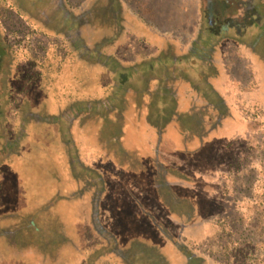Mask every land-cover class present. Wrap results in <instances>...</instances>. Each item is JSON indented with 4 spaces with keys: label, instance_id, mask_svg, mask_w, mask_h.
Listing matches in <instances>:
<instances>
[{
    "label": "trees",
    "instance_id": "16d2710c",
    "mask_svg": "<svg viewBox=\"0 0 264 264\" xmlns=\"http://www.w3.org/2000/svg\"><path fill=\"white\" fill-rule=\"evenodd\" d=\"M0 1L7 3L32 31L60 38L65 48L58 65L49 60L46 52L39 59L29 52L32 61L45 60L37 66V72L34 65H26L28 78L33 75L40 81L47 80L39 89L42 96L39 95L38 102H33L30 101L33 93L29 90H25L22 97L11 93L12 77L8 74L11 68L17 67L8 61L11 57L1 41L0 31V48L3 57L7 58L4 67L6 92L2 88L0 94V124L3 125L6 114L3 110L8 112L12 107L15 117L20 119V127L15 128L16 135H5L0 145V250L5 251L6 256L0 258L6 260L8 257L17 262L13 264H24L23 250L27 252L29 248L28 243L19 238L27 239L33 232L41 233L35 222L42 216V210L47 211L49 207L47 204L43 208L41 204L40 208L24 205V200L45 194L49 181L60 187L57 190L51 187L48 194L51 195L52 190L55 192L51 198L79 204L78 212L68 220L63 213L59 214V229L53 232V248L48 247L43 254L52 264L55 255L58 264H93V257L98 252L105 254L111 264H230L216 262L200 248L207 245V250L211 251L214 241L225 233L219 222L226 216V193L220 195L217 191V178L232 170L228 168L232 162L228 157L238 139H246L247 134L264 129L259 121L263 109L257 104H239L235 91L239 87L230 84L218 49L229 42L238 50H247L255 78L262 75L263 87L262 1L249 0L251 7L245 8L248 18L242 21L222 25L216 21H203L187 46H181L176 38L153 29L147 20L131 11L125 0H87L84 6L77 8L69 0ZM126 27H132L143 42L154 45L155 50L141 61H125L118 54ZM65 70L69 72L68 91L55 93L46 87L55 83L59 71ZM75 86L86 95L72 93ZM94 88L101 94H95L94 98L91 95L93 103L88 105L85 100L90 98L88 89L94 92ZM103 97L104 102L101 101ZM20 107L24 110L23 115ZM94 118L100 121H97L101 123L99 127L95 121L91 123ZM229 124H236L237 132L225 140L228 152L223 162L213 169L209 186H204L199 179L206 168L202 165L209 151L207 141L225 132ZM93 129H96L95 133ZM54 135L56 138L50 144L56 145L52 150L40 146L44 136L52 140ZM87 141L103 150L111 161V169L101 171L83 166ZM57 152L63 153L64 166ZM30 153L33 155L26 160ZM37 154L48 161L37 159ZM165 155L173 156L178 163L163 159ZM197 168L199 182L193 176ZM117 172L126 175V183L127 174L129 179L135 177L142 196L149 198L150 194L166 209L167 213L161 212L162 219L167 226H177L176 236L165 231L156 217L142 210L136 217L145 222L147 231L135 233L124 229L123 234L113 231L112 235L106 228L96 225L93 201L105 193L106 175L114 176ZM82 174L95 179L96 187L90 196L82 189ZM23 182L29 186L30 194L25 195ZM197 183L204 191L214 194L211 209L205 213L198 203L201 197L197 194ZM70 184L74 187L65 191L64 187ZM127 193L130 197L134 194L132 191ZM36 199H33L34 203L38 201ZM135 201L138 203L139 199L135 198ZM257 204L264 208V199ZM259 222L256 227L262 235L254 246L258 249L255 257L260 260L256 264H264V222L262 225ZM87 228L93 230L98 243L107 244L89 250L83 240ZM180 233L185 240L180 239ZM198 234L202 237H197ZM44 243L42 239V245ZM253 261L250 259L245 263L252 264Z\"/></svg>",
    "mask_w": 264,
    "mask_h": 264
},
{
    "label": "rangeland",
    "instance_id": "374dc122",
    "mask_svg": "<svg viewBox=\"0 0 264 264\" xmlns=\"http://www.w3.org/2000/svg\"><path fill=\"white\" fill-rule=\"evenodd\" d=\"M69 1L76 8L84 6L87 2V0ZM125 1L131 11L136 15L141 16L144 20H147V24L149 23L153 29L176 38L179 40L181 46H187L189 44L191 35L193 38L195 37L196 32H198V30L202 27L203 21L204 23L207 21H216L218 25H222L223 23L229 21H242L245 17L248 18V16H246L247 14L245 12V8L251 7V4L248 3L249 0ZM261 1L263 3L264 12V0ZM0 31L3 35L1 41L5 47L7 46L8 50L6 52L11 57V61L9 59L8 61L10 64L14 65V68L17 67L16 69L11 68L10 74H8L12 77V87L10 88L12 89L11 93L17 97L19 95L21 96L25 90H29L31 93H33V98H30V101L38 102V97L41 95L39 93V89L43 88L42 85L47 80L40 81L39 77H33V75L28 78L29 73L26 72V67L34 65V71L37 72V66L42 64L45 58H41L38 62L32 61L28 56L29 52H31L38 59L43 53L46 52L49 54V60L58 65V61H60V54L65 51L62 40L57 37H47L41 33L32 31L27 23L8 7L7 3L1 1ZM137 34L138 33L135 32L132 27H126L124 33L122 34V38H124V40L119 45L118 54L125 61H141L147 57L148 54H151L155 50L153 44L149 42H143V40ZM248 54L249 52L247 50H238L229 42L226 44L223 43L220 49H218L220 61L227 72L230 84L239 87L235 89L239 104L240 102L241 106L257 104L260 108L262 107L263 110H261L259 121L264 127V85L261 87L262 82L260 81V77L262 75H260L258 79L255 78L252 61L248 57ZM25 61L27 62L25 63ZM29 61H31L33 64H30ZM6 63L7 58L3 57L2 48H0L1 95L2 88L4 89V67L6 66ZM23 63L25 65H21ZM68 73L69 72L67 70L63 72L59 71L55 83L46 87H49L50 90L52 89V91L55 93L68 91ZM96 86L98 85H95L94 87ZM94 89V92L88 89L90 92L87 94L90 95V98L87 97L88 99H85L88 100V105L93 103L91 101H93L92 99L95 97V94H101L98 89ZM4 90L5 93L6 89ZM72 93H75L76 95L78 94L79 96H81L82 93L83 95H86V92L84 93V91H81V89L78 87L73 89ZM91 95H93V98H91ZM100 96L105 97V95ZM6 97V94H4L5 99ZM104 97L101 100L102 102H104L103 99L105 100ZM50 99L51 98L49 97V100ZM70 99H73V97ZM12 100L13 99H11V102ZM19 109L20 114L23 115V108L20 107ZM3 112L6 114H4L5 116L3 115V125L1 126L0 124V145L3 144V137L5 135H9L10 137L15 136V128L18 129L20 127L18 123L20 119L17 120L18 117H15L13 107L11 110H8V112H6V110H3ZM94 121L98 127L101 125V123H97V121L100 122L98 119H92L91 123ZM95 130L96 129H93V133L96 132ZM235 132H237L236 124L234 126L229 124L225 127V132H221L217 136L212 138L210 137L208 139L207 144L209 146V151L208 154H205V162L202 165L206 168L202 170L201 178L199 179L200 181H203L204 186H209L213 169L223 162L224 155L228 152L226 149L227 145L224 143L225 140L227 138L230 139L232 134ZM2 134L4 135L2 136ZM97 137L98 136L96 133L95 139ZM55 138L56 135L52 137V140L51 137L44 136L42 138V142L44 139V143L40 141L39 144L42 147L44 146V149L47 148V150H52L56 144H50V142H52ZM91 143L92 142L89 141L86 142V153L82 156L83 166L88 168L95 167L101 171H104L107 168L111 169V161L105 157L103 150L99 149L97 146H91ZM58 153L59 152H57V154ZM236 153H238V155H235ZM57 154L55 157H58ZM31 155L33 154H27L26 160H28ZM59 157L60 163H62L64 166L65 157L63 153H59ZM36 158L40 159L41 161H48L42 158V155L39 154L36 155ZM167 158L171 162L178 163V161L173 159V156L171 155H168V157L165 155L163 157V159ZM228 158L230 160L232 159V162L228 167H231L232 170L230 172L222 173V175H218V186L216 187L220 195H224V193H226L224 196L226 203L224 212L226 213V216L224 217L225 219H222V221L219 222L220 228L225 233L220 235V238L216 239L214 244L212 243L213 246L211 247V251L207 250V245L202 246L200 249L202 250L201 252L203 254H206V256H209L219 263L229 262L230 264H246L249 263L250 259H252L254 260L252 264H256L258 263L257 261L260 260L257 259L258 257H255L258 249H255L254 246L260 242L262 235L260 229H258L256 225L259 221H261V225L264 222V208H261L257 204L264 199V129L258 132H252L250 135L247 134L246 139L243 137H241V139L239 138L238 143L234 144L232 153ZM208 165L210 166L207 167ZM199 168L196 169V174L193 175L197 182H199L198 178L200 176V174L197 172ZM128 175L129 174H127V183L125 182L126 175L121 174L120 172L115 173L114 176L108 174L106 175L107 186L105 187V193L101 194L98 191L101 195L93 201L95 204L92 205L94 208L93 211H96V220H98L96 225L98 227L106 228L108 233L112 235L114 232L122 233L124 229L125 231L131 229L135 233H138L140 231L146 230L145 222L143 223L140 218L136 217V213L142 210L149 213L150 216L156 217L157 221H160L159 223L162 224L165 231L174 233V236H176V233H178L177 226H167L162 219V215L167 213L166 209L158 204L150 194H148L149 198L142 196L143 194H141L139 185L136 183V178L133 177V179H129ZM81 177L82 189L87 190L86 192L89 196L92 195L94 188L96 187L94 182L95 179L88 174H82ZM125 183L126 185H124ZM48 184L50 185L48 186L45 194H41L40 197L35 195L36 197H39L37 199L27 197L24 200V205H35L38 208H40V204L42 208L45 206V204L49 205L47 211L42 210V216H40V218L35 222V226L41 230V233L36 235V233L33 232V234H31L27 239H25V237L19 238V241H26V243H28L26 246L29 248L27 252L26 250H23L25 251L23 257L25 261L24 264H52L43 256V254H46L48 247L49 249L53 248V232L59 229V214L63 213L68 220V217H72L78 212V209L76 211V207L79 205L78 203L73 205L71 202L60 201L57 199L55 200V197L51 198L55 195L53 190L51 195L48 194L51 191V187H53L55 190L59 189L60 187L54 182L48 181ZM197 185L199 187L197 194L201 197L198 199V203L200 207H203L202 212H208L211 209L210 203L214 199V194L212 192L204 191L200 184L197 183ZM22 186L24 187L23 190H25V195L30 194L29 186L25 182L22 183ZM72 187H74V184H70L64 188L66 191V189H71ZM96 189L98 190V188ZM125 189L128 190L126 191ZM128 191H132L134 193L132 197L128 195ZM135 193L137 197H135ZM202 196L204 198H202ZM134 197L139 199L138 203H136ZM33 199L38 201L34 203ZM161 212L163 214H161ZM203 217L205 218L206 216ZM203 217L201 218L202 220H204ZM71 225H73V223ZM205 228H209V226H206ZM33 230L34 229H32V231ZM94 234L95 233L93 230H89L87 228V231H85L83 235V240L86 242V247L89 250H92L93 247H96L94 249H97L106 243H98V238H96ZM178 235L181 240H185V237L182 235V233ZM197 237L200 238L202 235L198 234ZM42 239H44L45 242L43 245ZM48 244L50 246H48ZM192 246L194 245L192 244ZM166 249L169 251L170 255V250L168 248ZM66 252L69 254L68 250ZM74 253L75 251H73V254ZM25 255H27V258ZM0 256H5V251L0 250ZM5 257L0 258V264L17 263L15 260L11 261L8 257L5 260ZM56 257L57 255L54 256L55 262L53 264H58V257L57 260ZM20 258L22 259L21 256ZM1 259L3 261H1ZM78 259H76V262ZM93 259L95 260L93 264H111L109 258L100 252L95 254Z\"/></svg>",
    "mask_w": 264,
    "mask_h": 264
},
{
    "label": "crops",
    "instance_id": "0c3cea01",
    "mask_svg": "<svg viewBox=\"0 0 264 264\" xmlns=\"http://www.w3.org/2000/svg\"><path fill=\"white\" fill-rule=\"evenodd\" d=\"M200 1V0H199ZM164 34H166V33H164ZM169 36V35H168ZM172 37V36H171Z\"/></svg>",
    "mask_w": 264,
    "mask_h": 264
}]
</instances>
